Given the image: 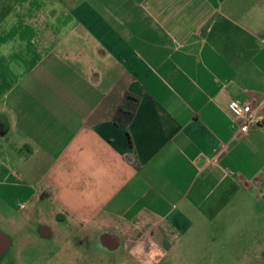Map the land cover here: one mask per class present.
Wrapping results in <instances>:
<instances>
[{"label":"crops","instance_id":"obj_1","mask_svg":"<svg viewBox=\"0 0 264 264\" xmlns=\"http://www.w3.org/2000/svg\"><path fill=\"white\" fill-rule=\"evenodd\" d=\"M232 101L262 118L243 137ZM263 184L264 0H0L2 208L52 198L112 252L134 227L155 264H264Z\"/></svg>","mask_w":264,"mask_h":264},{"label":"rangeland","instance_id":"obj_2","mask_svg":"<svg viewBox=\"0 0 264 264\" xmlns=\"http://www.w3.org/2000/svg\"><path fill=\"white\" fill-rule=\"evenodd\" d=\"M34 207L36 216L32 217L30 209ZM44 227L52 232L54 237H44ZM88 230L59 212L52 198H34L26 209L20 211L18 207L14 209L0 206V233L11 241V248L0 255V264H76L72 262L71 249H66L63 245V242L68 240L74 244L79 243V264H146L147 254L153 249L152 244L141 242L144 232L135 230L134 227L120 225L118 228L124 236L126 253L122 247L116 252L110 251L101 244L99 235L89 234ZM140 243L143 244L144 253L133 254L132 250ZM209 244L207 242L205 246L212 250L215 245ZM188 245L192 247L191 244ZM178 253L176 250L175 254H167L157 264H179L176 259ZM181 255L186 256L185 262L188 264L196 263L195 260L189 259L192 258L190 251ZM155 261L151 264H155Z\"/></svg>","mask_w":264,"mask_h":264},{"label":"built area","instance_id":"obj_3","mask_svg":"<svg viewBox=\"0 0 264 264\" xmlns=\"http://www.w3.org/2000/svg\"><path fill=\"white\" fill-rule=\"evenodd\" d=\"M230 109L236 118L234 127L236 129L237 137L247 135L253 127L262 123V118L253 108L252 104L242 105L238 102L232 101L230 103ZM261 194L264 196V184L261 186Z\"/></svg>","mask_w":264,"mask_h":264},{"label":"trees","instance_id":"obj_4","mask_svg":"<svg viewBox=\"0 0 264 264\" xmlns=\"http://www.w3.org/2000/svg\"><path fill=\"white\" fill-rule=\"evenodd\" d=\"M140 99L131 93H126L114 116V123L120 127L127 128L132 123Z\"/></svg>","mask_w":264,"mask_h":264},{"label":"flooded vegetation","instance_id":"obj_5","mask_svg":"<svg viewBox=\"0 0 264 264\" xmlns=\"http://www.w3.org/2000/svg\"><path fill=\"white\" fill-rule=\"evenodd\" d=\"M42 234L46 238H52V237H54V235L52 234V232H50L45 227L42 230ZM8 241H9V247L6 248V249H4V250L3 249H0V255L6 253L11 248V241L9 239H8ZM63 245H65L66 249H71V254L73 255L72 262H75L76 264H79V258H80L79 243H75L74 244V242L68 240V241H64L63 242ZM74 245H76V246H74Z\"/></svg>","mask_w":264,"mask_h":264},{"label":"clouds","instance_id":"obj_6","mask_svg":"<svg viewBox=\"0 0 264 264\" xmlns=\"http://www.w3.org/2000/svg\"><path fill=\"white\" fill-rule=\"evenodd\" d=\"M133 254H143L144 253V248H143V244L140 243L138 244L133 250H132ZM160 255L159 251L156 249L155 245L153 246L152 251H150L147 256H148V260L146 262V264H151V262L153 260L156 259V256Z\"/></svg>","mask_w":264,"mask_h":264}]
</instances>
